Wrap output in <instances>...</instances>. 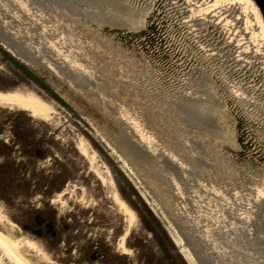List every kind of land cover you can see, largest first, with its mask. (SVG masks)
Returning a JSON list of instances; mask_svg holds the SVG:
<instances>
[{
  "label": "bare ground",
  "instance_id": "1",
  "mask_svg": "<svg viewBox=\"0 0 264 264\" xmlns=\"http://www.w3.org/2000/svg\"><path fill=\"white\" fill-rule=\"evenodd\" d=\"M150 1L152 16H161L155 19L172 27V44H177L175 56H186L185 62L178 63V67L192 66L197 78H213L212 72L215 71L216 81L223 84V90L230 89L236 95L235 102L246 105L249 113L264 118V35L248 2ZM33 17L39 19L41 25L35 26ZM124 33H130V29H122V23L107 20V12L100 13L79 0H0V49L13 57L5 61L9 76L0 82V105L27 110L34 117L50 118L52 107L46 99L50 97L63 109L71 111L67 113V119L72 124L66 125L73 127L75 118L79 123L88 125L103 151L121 162L126 174H130L142 193L144 202L166 222L172 240L186 260L192 263L193 257L169 217L170 213H174L183 219L175 195L185 202L188 198L180 193L181 189L173 179L181 176L182 170L178 168L182 164H190L193 170L186 171V178L194 177L200 182L202 190L209 193L204 197H210L209 201L216 206L215 212L219 213H213L214 216L234 213V207L239 206L243 211L237 213L240 217L250 214L259 235L257 232L249 234V222L244 220L247 224L240 235L234 238L230 235L229 240L237 239L235 251L240 252L239 258L248 260V264H264V247L261 245L264 246V189L263 192L257 191L258 188L251 189L250 195L254 198L245 196L251 197L252 204L251 201L250 204L243 201L247 192L243 180H255L250 177L253 173L255 182L260 181L264 188L261 181H264V166L244 159L233 146V137H222L224 129H207V117H198L196 103H192L190 109V100L181 103L180 94H166L167 86L158 88L154 76L148 75L150 66H144L142 55H131L136 47L131 35L124 37ZM101 38H107L109 42L106 46L110 49H101ZM133 59L136 61H129ZM128 63L138 70L128 73ZM55 81L63 84L64 89H59ZM71 97L78 106L72 104ZM84 103L90 104L89 112L83 111ZM101 116L102 120L99 119ZM113 121L116 125L113 131H109V124ZM179 121L191 134L206 135L204 141L208 149L192 156L189 144L182 151L171 147L166 139L174 136L175 124ZM64 130L63 127L59 133L63 134ZM86 137L82 134L80 137L78 134L69 135L77 153L76 158H70L71 167L77 170L74 173L77 183L71 182L73 188L68 189L67 196L71 200L81 191L80 187L86 191L82 186L86 173L98 181L99 188L91 180L88 181L92 194L104 191L102 197L110 199L101 206L98 216L102 225L97 224V232L103 234L105 220L110 222L113 219V222L126 224L120 245L126 252L123 245L128 240L131 223L136 221V208H130L125 198L123 204L120 202L122 190L119 185L124 181L122 178L114 180L109 169L101 163L100 156L105 153L99 152V155L95 151L96 141L89 142ZM153 138L155 143L151 142ZM157 140L159 147L165 149L163 154L154 145ZM167 141L169 144H166ZM217 142L220 147L216 149L213 145ZM134 145L140 147L139 154H136L141 163L138 175L132 171L128 161L139 148L134 151ZM71 147L66 145L64 150L68 153ZM39 148L43 149L42 146ZM219 151L222 164L209 154L219 156ZM161 158L165 161L162 162ZM226 188L229 189L225 193L228 199L215 198L213 203L210 189L223 192ZM55 195L63 199L65 192L55 191ZM84 201L86 199L73 198L74 205L83 204L84 208H95L97 205L94 201L92 205ZM140 203L144 207L140 208L141 212L139 209L140 218L146 211L154 222L153 226L160 231L161 225L154 219L155 216L149 213L143 202ZM111 207L117 208L120 216L111 213ZM205 207L201 210L206 213ZM1 213L4 212L0 211V260H5L6 264L10 261L13 264H32L29 253L39 251L32 240L39 239L42 244L43 240L29 231L30 224L23 220L17 227L23 236L17 239L10 237L14 230L10 223H4ZM217 217L212 221L223 223L225 230L229 229L227 224L232 228L236 224L235 218L231 221L230 217H226L223 222ZM28 218L29 213H26L24 220ZM39 218L47 222V218ZM160 234L165 237L164 231ZM191 241L194 242L192 238ZM181 257L178 254V264Z\"/></svg>",
  "mask_w": 264,
  "mask_h": 264
},
{
  "label": "rangeland",
  "instance_id": "2",
  "mask_svg": "<svg viewBox=\"0 0 264 264\" xmlns=\"http://www.w3.org/2000/svg\"><path fill=\"white\" fill-rule=\"evenodd\" d=\"M33 19L35 20L33 22L35 26L38 27V25H41V21L39 19H35V17H33ZM42 30H43V28H42ZM78 31L80 32L81 30L79 29ZM81 32H83V31H81ZM84 34L86 35L85 32H84ZM108 42L109 41H107V38L105 40H103V38H101L100 43L102 45L99 44L101 49H110L109 46H106V44ZM107 52H108V50H107ZM6 55H8V54L5 53L2 49H0V82H3V79H6L7 76H9L8 75V64L5 63V61L8 60L9 58ZM121 59L122 58H120L119 61H121ZM113 60H115V59L113 58ZM129 61H136V60L133 59V60H129ZM126 70H128V73L131 74L132 71H134V70L137 71L138 68H136L135 65L128 63V67H126ZM121 71H123V69ZM135 82H137L136 78H135ZM146 84H148V83H146ZM139 85H141V84H139ZM43 96H44V98L46 97L45 95H43ZM46 99L48 101L47 103L52 107V113L49 116L50 118L34 117L31 114V112H29L27 110L16 108V107L10 106V105H0V130L5 131L4 139L7 140V142H9V143H11V141L13 140V135L15 132H17V135L20 136V137H16V139L22 140V144H24V145H27V139H28L27 137L33 136V140L36 142L37 146H42L44 151H46L48 155L57 154L56 157L53 156V160H56L58 164L63 165L65 167H67L68 165L70 166L69 163H71L70 162L71 157L76 158V156H77V153L75 151V146L73 143H71L72 141L70 140L69 135L71 136L73 134H75V135L78 134L79 137H80V134L87 135L88 137H86V138L88 141L89 140L91 142L96 141L95 142V147L97 149L96 152H98V153L104 152L105 153V154H102V155H105V157H106L105 159L103 158L102 155L100 156L103 163H104V166H108L109 164H111L112 167H114V170L116 172V180H118L119 178H122V180L126 184L125 186L127 187V189L123 188L122 185H119V187L122 190L120 202H122V204H123L122 200L125 198V200L128 202L129 207L131 206L134 209L136 208V210H135L136 213H134L136 215V221L131 223L130 230H128V263L126 262L125 259L120 258L118 256V261L116 260V264H178L177 263L178 254L182 255V257H183V258L181 257L182 258L181 264H192V263L194 264L193 261H192V263L190 261H187L186 258L184 257V255L179 251L178 246L172 240L170 232L168 231V228L165 224L166 222L162 218L157 217L155 215L156 213L150 207H148V205L142 199V197H143L142 193L136 188L134 181H132L130 174L129 175L126 174V172L124 171L123 166H122L120 161L118 162L115 158L112 159L110 157V155L108 154V152L103 151V149L101 148L102 146L100 144V141H98V138L95 136V134L93 135L92 132H90L88 125L84 124V122L79 123L77 121V119L75 118L74 120H76V124L73 127H68L72 124V121L70 122L67 119V116H68L69 112H71V111H67V110L63 109L61 107V105L56 100H53L50 97H46ZM262 119H264V118H262ZM132 120H135V118L132 117ZM66 124H68V126ZM63 127L65 130H64V133L61 134V133H59V130L63 129ZM8 136H10V137H8ZM203 136L200 137V134H199V136L197 134H191V131L188 132L186 130V128H183L182 123H180V121H179L178 124H175L174 136H170V138H172L173 140H169L170 138L166 139V140L169 141L171 147L174 146L175 149L180 148V151L185 150L186 144H189V148H191V151H193L192 156H194V155H198L199 153H201L205 149H208L206 144H205V141H204V138L205 137L207 138V136L206 135H203ZM154 140L155 139L153 138V140L151 142L155 143ZM161 141H163V140H161ZM168 141L166 142V144L168 143ZM218 141L220 142L219 139H218ZM219 142H217L216 144L213 145L216 149L220 147ZM66 145H68L69 147H71V145H72L71 149L69 148L70 154H69V152L67 153L64 150ZM154 145L156 146V149L160 150L161 153L163 154L165 149H163L162 147L161 148L159 147L160 146L159 140H157L156 144H154ZM193 147H194V149H193ZM216 149H214V150H216ZM220 152L221 151H219V156H216L215 154H211V152L209 154L211 157L216 158L215 161H217L218 163H221ZM99 155H100V153H99ZM208 159H209V157H208ZM39 160H41V158L33 157V156L32 157L30 156V159H29V161H31V162H37ZM161 160H162V162L165 161L164 158H161ZM74 161H77V159ZM206 161H208V160H206ZM76 164H77L76 166H78V163H76ZM108 168H109V166H108ZM217 168H219L218 165H217ZM178 170L179 171L182 170L180 172L181 176L179 177V179L174 178L173 179L174 183H176V186L179 187V189H181L180 193H184L186 198H188L186 201L188 204H190L191 206L194 207L195 212H200V213H196L197 217H200L202 219L209 221L210 215H212V220H214L216 218V216H218L217 217L218 220L220 219L223 222H224V220H226V217L227 218L230 217L231 221L234 218L236 219L235 220L236 224L233 226V228H232V226H228L229 224H227V227H229L228 230L224 229L223 223L218 224V236L222 240L225 239L228 244L232 243V242H230L232 240H229L230 235H232L233 238L236 237L237 235H240V232L242 231L243 228H245L244 226H246V224H247V222H244V220H247L249 222L250 232L248 230L247 231L249 234L250 233L252 234V230L254 227L250 226L252 223V218H250V214H249V216L248 215L246 216V214H244V218H243V216L240 217V215L237 214V213L243 212L241 210L242 206H239V208L234 207V210H233L234 213H220V216L219 215L214 216L215 213L218 214L219 212H215L216 206L214 204L212 205V201H209L210 197H208V198L204 197V196H206V194H209V193L204 192L202 190L201 185L198 184L200 182H198L194 177L189 176L188 178H186V171L190 172L193 170L191 165L190 164H182L181 168H178ZM2 172L3 171H0V177L2 176ZM16 172H18L16 170V167L4 170L3 174L6 178H10V184L2 185L0 182V211L4 212V213H1L2 218L4 220V223H6V222L10 223V225L12 226V228L14 230V233H11L10 237L17 239V238L23 236L20 232L17 231V227L19 226L20 221L24 220L26 213H11V212L13 210H17V209H23V210L29 209V204L30 205L31 204L36 205L37 202L24 201V200L16 198V197H14L16 199H13L12 196H11V198L9 196H7L8 193H12L15 190L16 185L12 184V182H13V179L16 178ZM253 172H256V171H253ZM112 173H114V171ZM14 174H15V176H14ZM253 174L250 177H253L256 180V177ZM262 179H263V177H262ZM255 180L254 179L243 180L245 182V183H243V186H246L244 189L247 190L246 193L243 192L245 194V195H243V197H244L243 201L246 200V202L249 204H250V201L252 204V199H251V197H245V196L250 195V190L253 188H256V190H257V188H258L257 191L262 190V192H263V189H264L262 183L260 181L255 182ZM261 181L264 182L263 180H261ZM3 188H6V189H3ZM70 188H73V187H70ZM210 190H211V195L214 198L213 203L216 200L215 198L228 199L227 194H225V193L226 192L228 193L229 189L226 188V190H224L223 192H219V191L213 192L212 189H210ZM242 191H243V189H242ZM3 193H5V194H3ZM80 193H81V191H80ZM104 193H105L104 191H101L98 194V196L102 197V195ZM15 195H16V192H15ZM250 196H252V198H254V195H250ZM104 198L105 197H102V199L99 201V200L93 199L91 196H87L86 201H84V202H90V204L92 205V203L94 201V203L97 204L96 207L97 208L100 207L99 211H98V213H99L101 210V206H103L104 204H107L108 200L110 199V198H108V199H104ZM140 201L146 205V207L149 210V213H152L155 216L154 217L152 215L154 217V219L156 221H158V223L161 225L160 231H158L156 229V227L153 226L154 222L151 219V217L146 214V211L144 213H142L143 218H140L139 209L141 207L144 208L143 205L140 203ZM193 203H195L196 205H193ZM81 205H83V204H81ZM112 206H114V204ZM196 206H197V208H196ZM198 206L199 207L202 206V207L199 209ZM96 207L95 208H88V209L90 211H96V209H97ZM204 207L207 211L206 213L204 212V210L203 211L201 210ZM111 209H112L111 213H116L118 216H120L117 208L113 209L111 207ZM141 211L142 210L140 209V212ZM213 213H214V215H213ZM9 214H13V215H9ZM225 215H229V216H225ZM242 218H243V221H242ZM112 223L116 224L117 222H113V219H111L110 222L108 220H105L106 225H111ZM153 227L155 228L154 231L152 230ZM106 228L108 229L107 226H106ZM236 230H239V231L236 232ZM161 231L165 232V237L160 234ZM243 231H245V230H243ZM6 235H8V233H6ZM189 235H190V233H189ZM225 235L228 236V239H226ZM233 240H235V239H233ZM33 241L37 245L36 248L39 249V251H37V252L33 251V252L29 253L32 261L34 262V263L31 262V263L32 264H54L53 263L54 261L52 259H50V257L48 256L49 254L45 251L43 245H41V241L39 239H34V240H32V242ZM237 251H235V252H237ZM175 252L178 254H176ZM10 263L13 264L12 261H10ZM85 264H95V262L86 260Z\"/></svg>",
  "mask_w": 264,
  "mask_h": 264
},
{
  "label": "water",
  "instance_id": "3",
  "mask_svg": "<svg viewBox=\"0 0 264 264\" xmlns=\"http://www.w3.org/2000/svg\"><path fill=\"white\" fill-rule=\"evenodd\" d=\"M79 1L100 13L107 12V20L122 23V29H130L124 37L131 35L135 44L131 55H142L144 66H150L148 75L154 76L158 88L167 86L166 94H180L181 103L190 100V109L192 103H196L198 117H207V129H224L222 137H233L232 144L244 159L264 166V119L249 113L246 105L235 102L236 95L230 89L223 90V84L216 81L215 71L213 78H197L192 66L178 67L186 56H175L177 44H172V27L155 19L161 16H152L150 0ZM241 1L248 2L264 35V0ZM55 84L64 89L63 84ZM70 101L78 106L72 97ZM83 105L85 109H81L89 112L90 104ZM99 119L102 120V116ZM113 122L109 124V131L116 125V121ZM137 147L134 145V151ZM139 149L128 160L136 174L141 166L136 156ZM175 197L183 219L170 213V222L187 245L195 264H248V260L239 258L240 252H235L236 239L229 245L218 236V221H212V215L210 221L197 217L193 206ZM257 229L254 226L252 233L259 235ZM3 261L0 260V264H6Z\"/></svg>",
  "mask_w": 264,
  "mask_h": 264
},
{
  "label": "flooded vegetation",
  "instance_id": "4",
  "mask_svg": "<svg viewBox=\"0 0 264 264\" xmlns=\"http://www.w3.org/2000/svg\"><path fill=\"white\" fill-rule=\"evenodd\" d=\"M4 135L5 131L0 130V171H3L0 182L2 185L10 184V178H6L3 174L4 170L16 167L18 172L12 182L16 187L14 192L8 193L7 196L37 204H29V209H17L12 213H29V218L23 221L30 224L29 231H33L43 240L41 245L54 261L53 263L85 264L87 260L94 261L95 264H116L118 256L128 263V240L123 245L126 252L120 247L127 225L120 223L112 226L104 225L105 229L101 234L97 232V224L102 225V220L98 216L99 209L90 211L81 204L73 203L74 197L81 201L87 196L101 200V197L92 194L87 186L88 181L91 180L94 186L99 188L98 181L86 173L82 185L86 191L80 187L81 193L77 192L70 200L67 196L68 189L73 186L72 181L77 183L74 177L77 170L71 167V163L67 167L58 164L53 160V156L56 157L57 154L48 155L44 149L41 150L33 140V136H28L27 145H24L22 140L16 139L20 137L17 132L14 133L11 143L4 139ZM30 156L39 157L41 160L31 162ZM101 163L104 165L103 162ZM108 166L105 167L109 169L115 180L114 167L111 164ZM113 171L115 174L112 173ZM121 185L127 189L125 182ZM55 191L65 192L63 199L66 201L56 198ZM35 213L38 215L34 216ZM39 216L47 218V222Z\"/></svg>",
  "mask_w": 264,
  "mask_h": 264
},
{
  "label": "trees",
  "instance_id": "5",
  "mask_svg": "<svg viewBox=\"0 0 264 264\" xmlns=\"http://www.w3.org/2000/svg\"><path fill=\"white\" fill-rule=\"evenodd\" d=\"M180 264H181V261H180Z\"/></svg>",
  "mask_w": 264,
  "mask_h": 264
}]
</instances>
